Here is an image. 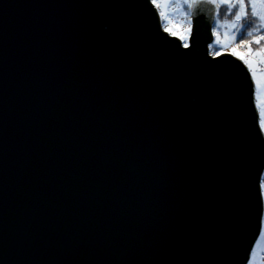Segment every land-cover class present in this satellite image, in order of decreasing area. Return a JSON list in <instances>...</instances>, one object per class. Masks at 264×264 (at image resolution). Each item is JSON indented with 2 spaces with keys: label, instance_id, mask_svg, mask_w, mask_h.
Segmentation results:
<instances>
[{
  "label": "water",
  "instance_id": "water-1",
  "mask_svg": "<svg viewBox=\"0 0 264 264\" xmlns=\"http://www.w3.org/2000/svg\"><path fill=\"white\" fill-rule=\"evenodd\" d=\"M190 11L184 49L151 0H0V264H249L255 87Z\"/></svg>",
  "mask_w": 264,
  "mask_h": 264
},
{
  "label": "rangeland",
  "instance_id": "rangeland-1",
  "mask_svg": "<svg viewBox=\"0 0 264 264\" xmlns=\"http://www.w3.org/2000/svg\"><path fill=\"white\" fill-rule=\"evenodd\" d=\"M154 5L159 11V15L162 19H165V22L170 26H174L175 35L178 40L186 43L192 37V27L187 25L183 14L180 12L179 0H152ZM216 6L219 8V5H233L238 9V15L240 19L235 21V24H229L228 26H222V30L219 35H215L213 32V27H210V33L213 38V44L219 48L220 52L217 58H220L223 55L231 56L238 62H242L244 66L249 69L251 74V80L257 91V99L255 100V107L260 112L261 123H259L261 132L264 136V62L261 57L253 56L249 50H246V53L239 51L238 47L235 45V35L239 34V31L242 26V18L245 14V5L244 0H227V3L224 0H215ZM191 3V0H190ZM252 8L253 15L261 22L264 21V0H248ZM243 5V7H241ZM254 5V8L252 7ZM220 12V9H219ZM219 12L216 18L219 15ZM159 17V18H160ZM216 18L214 22L216 21ZM193 19V16H192ZM212 44V45H213ZM211 47V46H210ZM187 48V45H185ZM239 53V55L235 54ZM243 56V59L241 58ZM264 175L261 181V197L263 204V216H264ZM263 223V222H262ZM249 264H264V225L261 227V233L257 240L256 245L254 246Z\"/></svg>",
  "mask_w": 264,
  "mask_h": 264
},
{
  "label": "trees",
  "instance_id": "trees-1",
  "mask_svg": "<svg viewBox=\"0 0 264 264\" xmlns=\"http://www.w3.org/2000/svg\"><path fill=\"white\" fill-rule=\"evenodd\" d=\"M151 2L157 11V14L159 15L160 13L158 9L156 8L152 0ZM244 5H245V14L244 17L242 18V26L239 31V38L235 40V45L236 47H238V49L249 50L253 56L261 57L264 62V21L263 22L259 21L253 15L252 8L248 3V0H244ZM179 6H180V12L183 14V18L185 19L186 24L191 25L192 15L190 11L191 9L190 0H179ZM219 9H220L219 15L213 24V32L215 35H219V33L222 30V26L235 24L236 15L239 13L237 7H234L232 4L219 5ZM159 19L162 30L165 33H167L170 37L175 38L176 35L174 31V26H170L169 24H167L165 22V19H162L161 17ZM249 33H251V35H249ZM195 39L198 40V37H195ZM178 41L181 43L184 49H188L185 48V45L188 46L191 39L189 40L188 43H186V40H184V42L181 40ZM257 41H259V43H257ZM219 50L220 49L217 48L214 43L209 48L208 54L212 59H215L219 55L220 52ZM263 225H264V220H263Z\"/></svg>",
  "mask_w": 264,
  "mask_h": 264
},
{
  "label": "built area",
  "instance_id": "built-area-1",
  "mask_svg": "<svg viewBox=\"0 0 264 264\" xmlns=\"http://www.w3.org/2000/svg\"><path fill=\"white\" fill-rule=\"evenodd\" d=\"M234 37H235V40H237L239 38V34H236ZM239 51L242 52V53H246V50H244V49H239ZM247 71L249 72V69H247ZM249 74H250V72H249ZM250 76H251V74H250ZM256 99H257V91H256V88H255L254 100H256ZM258 117H259V123H261V117H260L259 112H258ZM261 181H262V179H261ZM260 190H261V185H260Z\"/></svg>",
  "mask_w": 264,
  "mask_h": 264
},
{
  "label": "snow or ice",
  "instance_id": "snow-or-ice-1",
  "mask_svg": "<svg viewBox=\"0 0 264 264\" xmlns=\"http://www.w3.org/2000/svg\"><path fill=\"white\" fill-rule=\"evenodd\" d=\"M225 3H227V0H224ZM241 7H243V5H241ZM252 7L254 8V5H252ZM236 19L239 20L240 19V16L237 14L236 15ZM249 35H251V33H249ZM257 43H259V41H257ZM237 55H239V53H235ZM241 58L243 59V56H241Z\"/></svg>",
  "mask_w": 264,
  "mask_h": 264
},
{
  "label": "bare ground",
  "instance_id": "bare-ground-1",
  "mask_svg": "<svg viewBox=\"0 0 264 264\" xmlns=\"http://www.w3.org/2000/svg\"><path fill=\"white\" fill-rule=\"evenodd\" d=\"M154 7V6H153ZM156 10V9H155ZM157 12V11H156ZM167 34V33H166ZM172 38V37H171ZM212 42L209 44V46L208 47H210V46H212ZM190 42H189V44H188V46H187V48L189 49L190 48ZM208 52H209V50H208ZM260 131H261V129H260ZM262 133V132H261ZM263 220H264V217L262 216V222H263ZM262 226H263V223H262Z\"/></svg>",
  "mask_w": 264,
  "mask_h": 264
},
{
  "label": "flooded vegetation",
  "instance_id": "flooded-vegetation-1",
  "mask_svg": "<svg viewBox=\"0 0 264 264\" xmlns=\"http://www.w3.org/2000/svg\"><path fill=\"white\" fill-rule=\"evenodd\" d=\"M202 17H203V14H202ZM202 17H199V18H202ZM203 18H207V16L203 17Z\"/></svg>",
  "mask_w": 264,
  "mask_h": 264
}]
</instances>
